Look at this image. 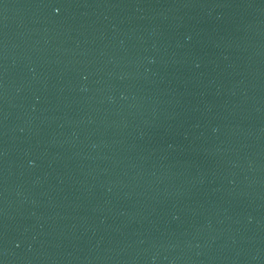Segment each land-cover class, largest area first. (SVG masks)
<instances>
[{"label": "water", "instance_id": "1", "mask_svg": "<svg viewBox=\"0 0 264 264\" xmlns=\"http://www.w3.org/2000/svg\"><path fill=\"white\" fill-rule=\"evenodd\" d=\"M0 264H264V0H0Z\"/></svg>", "mask_w": 264, "mask_h": 264}]
</instances>
